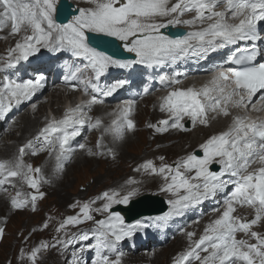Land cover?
I'll use <instances>...</instances> for the list:
<instances>
[{
	"label": "snow or ice",
	"instance_id": "1",
	"mask_svg": "<svg viewBox=\"0 0 264 264\" xmlns=\"http://www.w3.org/2000/svg\"><path fill=\"white\" fill-rule=\"evenodd\" d=\"M94 6L80 8L67 23H58L57 15H63L67 8H61L59 0H0V28L11 22L10 35L30 30V35H24L7 52V58H0V73L15 68L22 60H28L40 48L51 51L67 49L76 57L87 61L85 68H91L94 77L105 73L109 66L121 68L131 67L140 63L149 67L161 65L166 61H175L189 54L206 55L215 52L238 41H248L250 48L242 52L232 53L227 62L240 65L229 68L226 72L220 71L212 78V87L200 89L176 88L162 98L160 108L175 118L171 124L173 128L184 129L180 121L183 116L191 118L193 124L197 122L207 126L209 111L230 115L228 106L236 108L245 104V98L251 101L260 90H264V62L256 61L260 50L256 41L260 39L257 33L258 23H264V0H90ZM220 3L224 9L217 11ZM186 13H194L189 19H181ZM228 14L238 23H230ZM205 21L207 23L205 24ZM194 26L200 24L197 30L189 31L180 36H167L161 31L167 27L177 25ZM86 33L102 34L114 37L123 43L128 52L136 55V60H119L106 52L99 50L89 42ZM129 37H132L130 43ZM80 69L66 76V81L80 79ZM93 79L81 81L87 101L67 108L61 119H49L45 126L37 132L36 136L19 148L14 160H0V185L10 183V178H19L35 190L29 193L31 204L35 210L38 197L44 193L39 191L41 183L48 181L42 175L39 167L33 168L25 163L23 157L31 150L32 155L47 152L55 158L54 171H62L64 162L70 159L74 149L71 141L80 135V127L85 124L84 107H90L103 102L107 97L122 88L127 81L120 79L105 85L103 88L93 82ZM160 81L176 83L174 76H160ZM44 77L37 75L34 79L18 80L4 75L0 80V120L5 118L13 107L30 100L35 93L44 87ZM91 89V93L89 92ZM97 93L100 94L98 98ZM217 93V95H212ZM134 101H127L118 109L116 118L109 127H104L105 133H110L119 139L124 132L134 129V121L130 119ZM35 108V105H33ZM90 120V118H87ZM169 120H161L157 124H149L156 132H166ZM102 122L97 119L95 123H88L89 128L101 127ZM39 148L34 142H41ZM98 140L96 147L100 148ZM80 149L86 145L79 144ZM203 156L189 153L186 157L175 162V166L161 164L157 168L151 160L145 161L140 167L150 170L153 174H160L166 183L161 191L172 192L175 199L168 200L169 210L164 217L180 215L185 209L197 205L205 199L223 193L226 185H233V190L224 198V209L216 219L211 220L203 230L199 239L193 240L195 235L188 232L186 235L190 245L172 261V264H264V235L251 231L252 226L264 219V120H250L247 116L235 115L227 131L211 136L199 145ZM112 154L111 149H107ZM89 155L93 153L88 149ZM163 160V157H159ZM258 159L260 167L249 171V165ZM213 162L219 164L220 171H211L209 165ZM194 173V175H190ZM228 174L227 181L222 177ZM170 180V182H168ZM127 183H135L129 180ZM138 189L132 188L120 195L116 191L104 192L96 200L106 201L102 208L95 211L109 213L103 220H96L91 235L94 244L82 245L72 253L73 259L69 264H84L81 255L87 249H94L96 259L92 264H120L122 253L115 252L116 245L132 235L134 229L142 227L137 221L135 224H125L124 217L118 212H109L112 204H128L130 198L135 196ZM17 192L11 198L14 209L23 208L28 203L27 198L20 199ZM95 200L77 203L70 207H79L76 216H68L58 225L56 232H61L68 225H78L85 220H93L91 205ZM250 206L255 210L252 219H243L234 215L236 206ZM214 211H219L214 209ZM45 221L43 227H47ZM238 232L250 236L256 242L249 243L245 239H237ZM3 229L0 228V234ZM89 232L81 231L61 239L56 238L55 244L42 241L40 245L25 252L21 249V258L27 256L31 264H37L38 254L47 248L60 245L67 247L76 241H88ZM107 250L115 252L116 259L110 260L102 253ZM201 252L205 253L201 255Z\"/></svg>",
	"mask_w": 264,
	"mask_h": 264
},
{
	"label": "rangeland",
	"instance_id": "2",
	"mask_svg": "<svg viewBox=\"0 0 264 264\" xmlns=\"http://www.w3.org/2000/svg\"><path fill=\"white\" fill-rule=\"evenodd\" d=\"M81 1V0H80ZM83 1V0H82ZM90 2V1H88ZM81 3V2H80ZM82 4V3H81ZM83 5V4H82ZM2 39H0V42ZM6 47V48H3ZM11 48V46H10ZM4 50H7V43L1 42L0 43V58L1 54L3 53ZM6 58V56H5ZM50 90V89H49ZM48 90V93L51 91ZM45 91L41 92L42 95L46 96L47 93H44ZM41 95V96H42ZM153 98V95H149L148 97ZM142 104V105H141ZM143 104L148 105V110L152 111V106L148 104L146 101H142L141 103L138 104V107H145ZM107 107V105H106ZM109 107V105H108ZM64 105L61 104L59 107V112L63 111ZM30 110V109H29ZM31 111V110H30ZM29 114L32 117H35V114L32 110V112ZM134 111H136V106L134 107ZM49 114H51V111H47ZM55 112V110H53ZM142 117H147L146 122L144 124V128L149 132L150 129L152 128L148 127L149 124V116L146 115V112H143V114H140ZM14 117V116H13ZM12 117V118H13ZM112 120L115 119V116H111ZM10 118V121L13 119ZM100 119H104V117H100ZM231 117L229 116H222V121H220L219 118H210L209 123L207 126L197 124L191 131H189L191 134L187 137L184 136L178 140L173 139L172 137H168V135L164 134L163 132H154L158 133L160 138V142L156 143L153 142L146 151H136V150H127V152L131 156H137V154H140V157L142 161L138 164V168L140 170H143L140 166L144 164L146 158L148 156H154V159L152 160L153 164L159 168L161 164H169L171 165L172 162L178 161L182 159L183 157H186L189 153H191V150L188 149L183 150V144H188L192 143L191 145L194 144L195 148H199L198 146L204 139H208L209 136H211L210 131L211 127H220L219 130L222 131L223 127L225 129L228 128V124L230 122ZM45 120V119H44ZM43 121V120H41ZM40 121V126H44L43 123ZM157 119L154 118V122H156ZM213 121V122H212ZM9 122V121H8ZM6 123V122H5ZM222 126H219L221 125ZM8 125L6 126V128ZM89 128V127H88ZM93 129L98 130L97 128H89V132L93 131ZM87 129L85 132H88ZM209 132V133H208ZM207 133V134H206ZM170 133L169 135H171ZM177 136L182 134V131L176 133ZM15 135L19 136V130L15 131ZM87 135V134H86ZM85 135V136H86ZM206 135V136H205ZM152 137V135L147 136V138ZM99 140V139H98ZM97 140V141H98ZM2 141L7 142L8 144L13 143L11 139H9L6 134L3 136L0 135V147L3 146L1 143ZM37 146H41V142H36ZM171 147L174 152L171 153H166L164 151L165 149ZM193 148V149H195ZM177 149V150H176ZM16 150V148H15ZM79 150V149H77ZM161 150V151H160ZM101 149H97L95 153L98 156H100ZM162 153V154H161ZM164 153V154H163ZM27 155H32L31 153ZM159 157H163V160H160ZM103 159V158H102ZM31 162V161H29ZM32 165V162L30 163ZM103 166L104 169H106L105 165L101 162L96 163L95 167L92 169L87 170L86 174L83 172L82 176H74V179L69 182L65 187H57L56 186H50L51 188L49 191L45 186H48L47 183H41L39 191L44 193L43 197H38L36 200L35 204V210L32 208L31 204V197L29 193H34L35 190L30 188L26 182H23L22 180L18 179L20 181V185L17 186L16 183L11 181L2 189L1 195L7 198V200L10 203L11 206V198L15 196L17 192L21 193L20 199H25L27 198L29 200V203L23 207V208H18L14 209L12 206L11 208L14 211H17L16 213H8L5 212V214L2 217V220H0L1 228L3 229V233L0 234V264H31V262L28 260L27 256L21 258L20 252L21 249H23L26 253L30 252L32 248L37 247L40 245L42 241L46 242H51L55 240L56 238H59L61 236H64V238L69 234V233H78V231L82 228L81 224L78 225H68L64 230L61 232H56V228L58 225L63 221L68 216H76L77 213H79L80 209L79 207H70V205H75L78 202L83 203L85 201H92L95 200V203L91 205V208L93 209L92 212L99 213L103 211H95V209L102 208V205L106 202L102 199L96 200L95 198L97 196H100L104 192H111V191H116L120 195H123L120 191L127 189L131 190L134 187L137 186H142V189H138L137 195L140 196L141 194L144 193H152L161 191L162 186L166 183L164 177L160 174H153L150 172L149 174H146L142 179L135 181V183H127L129 180L132 179H126L125 173L123 175L119 174V177H114L113 179H100L96 177V174L99 172H103ZM127 169V167H126ZM137 170L132 168L130 169V173L136 172ZM125 172V171H124ZM82 177V178H81ZM134 181V180H132ZM154 183L152 187H147V184L149 183ZM169 182V181H168ZM119 184L118 187L115 188L114 184ZM24 185V186H22ZM55 185V184H54ZM11 187V188H10ZM14 192H13V189ZM18 188V189H17ZM56 188V190H55ZM8 189V190H7ZM30 190V191H29ZM105 190V191H104ZM25 191V193H24ZM51 191V192H50ZM84 192V193H83ZM165 192L163 194H160L162 196H165L166 199H173L175 195L172 192H167V191H161ZM140 193V194H139ZM172 193V194H171ZM0 195L1 198H4ZM4 198V199H5ZM164 198V197H163ZM132 199V198H131ZM6 200V199H5ZM6 204L8 202L6 201ZM220 211L221 209L218 208ZM20 211V212H19ZM211 213H206L203 215L202 218L196 220H191L193 224L191 225H185L183 230L181 232H177L174 237H172L168 242L164 244V251H167L169 248L172 247L174 238L180 235V241L178 244L181 243V238L183 237L184 243H186V247L180 248L173 254V258L177 257L178 254L184 252L187 250V248L190 245V241L187 237L188 232H192L195 235L192 237L194 239L196 237V234L199 235V233L204 230V227L207 225V221L204 220L208 215ZM11 219L10 221L7 220V218ZM12 218H11V217ZM45 221H47L48 226L43 227ZM194 224L197 226L194 227ZM193 225V226H192ZM79 226V227H78ZM80 228V229H79ZM185 229H188V231L184 232ZM259 230L264 231V220L262 223H260V226L258 227ZM182 234V235H181ZM171 241V242H170ZM168 245V246H167ZM150 246V244L148 245ZM156 247L150 246L149 249H143V247H140L139 249H143V252L145 253L148 252V258L151 257L153 252L155 251ZM168 248V249H167ZM60 251H67L68 254H66L63 258H56L55 255H58ZM85 252V251H84ZM82 253L84 256V264H90V262L87 260L88 257H85V253ZM129 253V252H126ZM131 255H135L136 252L133 251L130 253ZM81 255V257H82ZM123 255V254H122ZM80 257V258H81ZM69 258V259H68ZM73 259L72 257V251L68 249H63L60 247H50L45 250H42L38 254V259H37V264H69V262ZM116 258L114 257L112 260H115ZM144 264H151L149 260H147L146 263ZM192 264H198V262H194Z\"/></svg>",
	"mask_w": 264,
	"mask_h": 264
},
{
	"label": "bare ground",
	"instance_id": "3",
	"mask_svg": "<svg viewBox=\"0 0 264 264\" xmlns=\"http://www.w3.org/2000/svg\"><path fill=\"white\" fill-rule=\"evenodd\" d=\"M83 1H90V0H83ZM171 2L174 3L175 0H171ZM11 37H14V35H11ZM15 38H16V40H10L9 41V45L11 46V48L15 47V44L18 40L16 36H15ZM4 52L5 51H3L1 56H3ZM7 52H8V50L5 52L6 56H7ZM200 61H203V66H204L205 65L204 63H207L208 59L199 60V61H197V63H199ZM114 79H116V78H114ZM55 82L56 81H54V80L49 82L48 90L50 89L49 91H51V92L48 93V90H47L46 96H44V95L40 96L39 94L37 95V102L38 103H37V112H34L35 117H32L29 114L30 110H27L26 107H24L20 112H17L14 115L12 121H10L8 119L4 122H0V135L3 136L4 134H6V136L13 141L12 145L8 144L7 142H4V141L1 142V143H3L2 144L3 146L0 147V160H14L16 158V156L18 155L20 146L27 143L29 140H32L36 136L39 129H41L45 126V125L40 126L39 124H40L41 120H43V121H41V123L44 124V122L48 119V116L46 113L47 112L46 111L47 103L50 104V109L55 110V111H59V107L61 106L60 102H62L63 104H66V99L60 100V97L63 96V92H62V90L60 91V89H55V87H54ZM150 93L151 92H149V94H147L142 99L152 106V111L148 110V108H147L148 105H146V104H143V106H145V107L136 106L137 114L135 113L134 115H132V120L134 121L135 127L131 131L126 130L121 138L116 139L113 137L112 134L104 132V127H109L111 125V122H112V117H111L112 113L109 112L113 106L112 103L107 104V107L103 106V105H92L90 107H84L83 109L85 112H83V113L85 114V118H86L87 122L85 124L79 126L80 127V135L75 137L73 139V141H71V147L74 149V151H73L70 159H68L67 161L64 162V167H63L62 171H54V167H55L54 155L50 157L47 152H39V153H37V155H31L30 156V155H27L28 153L29 154L31 153V150H29L28 152H26V154L23 157L25 163L30 164L32 162L33 168H36V167L41 168L42 175L48 181L47 182L48 186H45L48 191L52 186H56V185H57V187L58 186L59 187H63V186L65 187L67 184H69V182H71L72 179H74V176H82L83 172H85V174H86L87 170L94 168L96 163H98V162H101L102 165L104 164L106 169H104V166H103V172L97 173L96 174L97 178L113 179L114 177H119V174L123 175L125 173L126 179H132L134 181H138V180L142 179L146 174H149L151 171L145 170V169L140 170L138 168V164L142 161L140 154H137V156H131L127 152V150H136V151L138 150L140 152H142V151L144 152L148 149V147L153 142L159 143L161 141L160 140L161 136H159L158 133L154 132L153 128H152V130L150 129L149 132L144 128V124L146 122L147 117L145 118V117H142L140 115V114H143V112H146V115L149 116V123H151V124H157L159 121L164 120V118H165L158 111V109H160V105H159L160 102H158L156 100L155 96L152 93L151 94ZM149 95H153V98H152V96L148 97ZM108 105H109V107H108ZM123 105H125V103H123ZM44 109H45V112H43ZM254 113L255 112H252L251 115L253 116ZM102 116L104 117V119H100V117H102ZM87 118H90V120H88ZM154 118L157 119L156 122H154ZM97 119H99L102 122V126L98 127V130L93 129V131L89 132L88 131L89 130L88 123L94 124ZM219 119H220V121H222V117H220ZM5 122H7V123H5ZM7 125H8V127L6 128ZM219 126H222V123ZM86 129L88 132H85ZM219 129H220V127H211L210 133L211 134L216 133ZM16 130H19V136L15 135ZM180 131L181 130L179 128H170L168 126V130L166 132H163V135L166 134V135H168V137H172L173 139L178 140L184 136L188 137L191 134L190 132H182V134L177 136L176 133H178ZM170 133H172V134L169 135ZM149 135H152V137L147 138V136H149ZM98 139L101 141V145H102L100 148L96 147ZM34 143H35V145H37L36 142H34ZM79 144L86 145V148L80 149L78 147ZM191 144L192 143H189V145L183 144V147H182L183 150L187 151L188 149H190L191 152H193V150H194L193 148H195V147H194V144L193 145H191ZM15 148H16V150H15ZM89 148L92 149L93 153H95V151L97 149H101L102 151L100 152L101 153L100 156H98L97 154L89 155L88 154ZM77 149H79V150H77ZM107 149H111L112 154H108ZM164 151H166V153H168V154L171 152H174L173 149H171V147L165 149ZM153 159H154V156H148L146 158L147 161L148 160L152 161ZM29 161H31V162H29ZM255 163H257V161ZM126 167H127V169H126ZM132 168L136 169L137 171L130 173V169H132ZM18 179L19 178H10L11 181H13L14 183H16L17 186H19L20 181ZM153 184H154L153 182L149 183V184H147V187H152ZM22 186H24V185H22ZM114 186L116 188L119 186V184L115 183ZM134 188L142 189V186H137ZM14 189H13V192H14ZM55 190H56V188H55ZM127 191H129V190L124 189V190H121L120 192L122 194H125ZM2 192L3 191L0 189V195ZM24 193H25V191H24ZM163 193H165V192L157 191L158 195L163 194ZM160 196H162V195H160ZM2 197H4V196H2ZM136 197H139V196L136 194L135 196L132 197V199L136 198ZM4 198L0 197V220H2V217L5 214V212H8V213H13V212L16 213L17 212L11 208L10 203L7 200V198H5L6 200ZM6 201L8 202L9 205L6 204ZM214 212H219V211H214ZM214 212H210L211 214L208 215L206 218H204V220L209 221V219L213 216ZM7 220L8 221L11 220L9 218V216H8ZM0 228H1V224H0ZM186 231H188V229L184 230V232H186ZM79 232H80V230L78 231V233ZM175 234L172 237H174ZM179 241H180V235H178L177 237L174 238V241L172 242L173 243L172 247L169 249L167 248L168 249L167 251L163 250L164 249L163 246L167 241L164 242L163 244H161L155 248V251L153 252L151 257H149V258H148V252L147 253H145V251L143 252L144 248L139 249L140 247H143L141 245V246L137 247V249L135 250V252H136L135 255L130 254L132 252V250L127 251L129 253L121 255L120 264H144L147 262V260H149L151 262V264H172V261L174 259L173 254L177 250H179L180 248L186 247V245H187L186 243H184L183 237L181 238L180 244H178ZM149 244H151V242L147 243L145 246H147ZM70 248H72V245L68 247V250ZM66 254H68L67 251H60L58 255H55V257L60 259V258H63ZM81 260H83V262L85 260L83 255L81 257Z\"/></svg>",
	"mask_w": 264,
	"mask_h": 264
},
{
	"label": "clouds",
	"instance_id": "4",
	"mask_svg": "<svg viewBox=\"0 0 264 264\" xmlns=\"http://www.w3.org/2000/svg\"><path fill=\"white\" fill-rule=\"evenodd\" d=\"M71 1L74 2V4L77 6V8L87 9V8L94 6L92 3L88 2V1H82V0L81 1L80 0H71ZM0 11H2V8H0ZM73 12H75V10L71 11V13H73ZM71 13L68 14L66 12L63 15H59V17H57V18L60 19L61 17H63L66 14L71 15ZM10 31H11V22L10 21L8 22V24L5 27L0 28V39H2L1 42L7 43V50H9V48H10L9 41L10 40H16L15 36L17 37L18 40H20L24 35H30L31 34V31L27 30V31H21L18 34H12V35H14V37H11V35L9 34ZM4 48H6V47H4ZM7 50H4V51L6 52ZM5 52H4L3 56H1V58H5V56H6ZM49 54H53V51H51L47 48H40V50L38 52L34 53L33 55H31L28 60L20 61L16 65V67L13 68L14 73L17 74V71L20 70L21 66H23V64H26L30 60H32L34 58L42 57L44 55L50 56ZM51 57H53V55H51ZM6 58H7V56H6ZM86 64H87V61L84 60V58L76 57L71 52L70 58L68 59V61L66 62V65L64 67H62L61 69H59L58 71L53 72V73H49V72L44 73L46 81H45V85L42 89H40L37 93H35L34 96L30 100L24 101L20 105L15 106L13 108L16 110V112H20L24 107H26L27 110L30 109L31 110L30 112H32V110H33V112H37V103H38L37 102V95L39 94L41 96L42 95L41 92H43V91L47 92L48 87H49V82L52 80L56 81L54 84L55 89H60V91L62 90V92H63V96L60 97V100L66 99V104H63L62 102H60L62 105H64L63 111H60V112H65V110L67 108L74 107L77 104H81L82 102L87 101L89 99V96L85 95V92H84V86L85 85L83 83H81V81L82 80L83 81L89 80V78L92 75H94V73H93L91 68H85ZM48 65H49V67H52L53 65L55 67H57L59 65V60L53 59L50 62H48ZM38 66L40 67V65H38ZM42 67L45 68L44 65ZM77 68H79L80 72H81L80 79L74 80V81H66L65 77L69 76L71 74V72L76 71ZM8 71H9V69L5 73H0V80H2L4 75H8ZM98 84H99V88H103L106 85L105 83H100V81L98 82ZM104 100L105 101L103 103V106H106L107 104H110V103H112V105H113L109 112H118L119 108L116 107L117 102H115L114 99L112 100L111 96L105 97ZM253 102H254V100H253ZM33 105H35V108H33ZM95 105H98V104H95ZM46 111L53 112V110L50 109L49 103H47V105H46ZM43 112H45V109ZM55 112H59V111H55ZM83 112H85L84 109H83Z\"/></svg>",
	"mask_w": 264,
	"mask_h": 264
},
{
	"label": "water",
	"instance_id": "5",
	"mask_svg": "<svg viewBox=\"0 0 264 264\" xmlns=\"http://www.w3.org/2000/svg\"><path fill=\"white\" fill-rule=\"evenodd\" d=\"M60 7L67 8V13L68 14L71 13V11L68 10V4L66 0H61ZM68 14L64 15L60 19L61 20L65 19L68 16ZM112 51L113 53L117 55H122V56L126 55V54L120 53V51L116 49H113ZM117 208L126 210L128 219H134L139 216L150 215L153 213L163 211L165 206H164L162 197L158 195L144 193L140 195L138 198L134 199L131 202V205L129 207L123 208V207L117 206ZM130 209H138V210L134 212L133 214H130Z\"/></svg>",
	"mask_w": 264,
	"mask_h": 264
}]
</instances>
